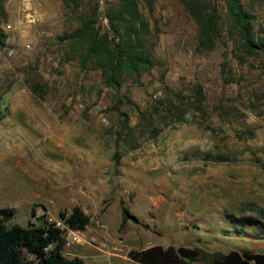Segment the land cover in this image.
<instances>
[{
	"label": "rangeland",
	"instance_id": "rangeland-1",
	"mask_svg": "<svg viewBox=\"0 0 264 264\" xmlns=\"http://www.w3.org/2000/svg\"><path fill=\"white\" fill-rule=\"evenodd\" d=\"M18 2L6 0L0 25L15 39L0 47V212H12L6 225L37 224L43 213L58 223L59 211L79 204L104 223L113 244L123 238L122 202L150 227L128 221L124 239L133 249L264 253V218L253 211V205L264 210V56H249L235 42L225 10L222 36L205 51L178 0H154L155 67L140 84L126 79L115 92L99 71H81L77 61L64 58L57 38L76 25L59 0H31L38 21L7 31L6 24L15 25ZM243 2L256 32L264 30V0ZM100 23L106 28L105 19ZM35 86L40 89L33 93ZM198 88L202 104L188 121L165 127L154 140L139 136L133 105L143 110L171 93H180L185 104L198 97ZM118 100L135 130L132 151L118 135ZM204 154L229 161H203Z\"/></svg>",
	"mask_w": 264,
	"mask_h": 264
},
{
	"label": "trees",
	"instance_id": "trees-1",
	"mask_svg": "<svg viewBox=\"0 0 264 264\" xmlns=\"http://www.w3.org/2000/svg\"><path fill=\"white\" fill-rule=\"evenodd\" d=\"M64 13L75 28L64 32L57 38L65 45L66 61H77L81 71H99L105 87L120 91L126 79L140 84L145 72L155 67L153 51L156 33L150 28V15L153 13L154 0H59ZM104 10L101 12V2ZM186 14L197 27L198 48L209 51L222 36V14L225 10L229 23V32L235 36V42L249 56H264V30L254 29V16L243 0H178ZM6 0H0V25L6 21ZM146 12V14L144 13ZM107 21L104 28L102 20ZM6 35L0 30V47H3ZM31 91L36 93V88ZM171 93V90L166 89ZM180 93H171L165 101H157L145 109L133 105L137 113L139 136L156 139L165 127L181 125L188 121L192 109L200 110L201 90L198 88L195 100L185 102ZM196 95V96H197ZM126 101H129L126 98ZM129 103V102H128ZM122 102L118 100L113 110L119 114L120 131L118 135L126 143L128 150L137 148L134 128L129 118L119 112ZM5 117L0 110V121ZM196 155H200L199 153ZM195 155V156H196ZM203 161L223 163L229 157L223 154H204ZM120 155L114 156L118 165ZM121 232L128 221L149 230L147 224L140 223L128 209L119 203ZM253 211L264 218V210L253 205ZM44 212L46 209L41 206ZM12 212H0V264H85L78 257L67 258L62 254L67 230L84 232L91 217L79 205L71 210L59 211L57 219L65 229L48 220L46 213L37 219V224L22 227L18 224L6 225ZM35 215V208L31 209ZM128 258L137 264H264V253L249 250L230 251L228 253H208L199 248L185 246H150L128 252ZM97 264V263H92Z\"/></svg>",
	"mask_w": 264,
	"mask_h": 264
},
{
	"label": "crops",
	"instance_id": "crops-1",
	"mask_svg": "<svg viewBox=\"0 0 264 264\" xmlns=\"http://www.w3.org/2000/svg\"><path fill=\"white\" fill-rule=\"evenodd\" d=\"M103 225L102 221L91 218L89 226L83 232L84 240L81 245L73 244L70 248L65 249H68L67 253L64 250L62 254L67 258H81L85 264H137L128 258V252L134 249L126 246L124 239V230L128 228L129 222L120 232L123 238L119 241H113V244L108 243L107 232L104 230Z\"/></svg>",
	"mask_w": 264,
	"mask_h": 264
},
{
	"label": "built area",
	"instance_id": "built-area-1",
	"mask_svg": "<svg viewBox=\"0 0 264 264\" xmlns=\"http://www.w3.org/2000/svg\"><path fill=\"white\" fill-rule=\"evenodd\" d=\"M38 17L39 14L37 12V9L31 2V0H19L15 25L12 26L11 24H6L5 29H7V31H15L20 27L21 24L25 22L29 24L36 23L38 21ZM5 35L7 36L5 44H14V37L10 35L8 36V34ZM9 55L11 56L12 52H10ZM56 224L58 227L65 229L61 223L58 222ZM64 239V246L69 247L70 245L81 243L84 240V234L80 231L67 230L64 234Z\"/></svg>",
	"mask_w": 264,
	"mask_h": 264
}]
</instances>
